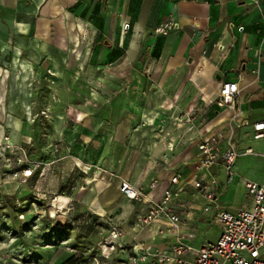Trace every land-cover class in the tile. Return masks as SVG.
Returning <instances> with one entry per match:
<instances>
[{"label": "crops", "instance_id": "obj_1", "mask_svg": "<svg viewBox=\"0 0 264 264\" xmlns=\"http://www.w3.org/2000/svg\"><path fill=\"white\" fill-rule=\"evenodd\" d=\"M165 21L178 28L155 33ZM35 79L50 82L47 110L60 125L52 138L63 152L53 163L101 166L115 179V191L87 201L98 216L114 215L125 245L119 264L146 249L168 254L178 239L196 248L216 241V214L251 207L246 181L264 185V139L253 138L264 120V0H0V88L13 83L19 145L34 121ZM224 82L238 83L239 94L219 108ZM214 135L221 151L232 143L241 152L231 180L222 164L201 167L198 144ZM201 179L216 181L213 202L192 186ZM123 180L141 189V201L123 196ZM167 190H180L169 204L178 226L165 216L135 226ZM194 260L188 253L184 264Z\"/></svg>", "mask_w": 264, "mask_h": 264}, {"label": "rangeland", "instance_id": "obj_2", "mask_svg": "<svg viewBox=\"0 0 264 264\" xmlns=\"http://www.w3.org/2000/svg\"><path fill=\"white\" fill-rule=\"evenodd\" d=\"M49 83L32 82L29 100L34 121L24 126L28 139L21 145L12 141L16 131L8 109L13 83L9 81L6 92L0 88V106H6L0 118V264H67L70 258L74 264H97V260L119 264L116 254L102 260L99 248L116 226H110L114 215L98 216L88 202L97 200L104 187L115 191V179L107 177L101 166L87 170L72 168L66 160L53 163L63 148L52 138L60 125L47 110ZM94 168L100 171L92 173Z\"/></svg>", "mask_w": 264, "mask_h": 264}, {"label": "built area", "instance_id": "obj_3", "mask_svg": "<svg viewBox=\"0 0 264 264\" xmlns=\"http://www.w3.org/2000/svg\"><path fill=\"white\" fill-rule=\"evenodd\" d=\"M178 28V24L171 21L160 23L155 28L157 34H168ZM244 27H240L243 30ZM239 94V86L236 82H224L216 104L219 108L231 107L235 104L236 96ZM253 138L255 140L264 139V120L254 124ZM221 140L218 136H210L202 139L198 144L201 157V167L210 168L216 164H222L231 180L235 176V164L241 155L237 147L228 143L224 151L220 150ZM245 154H253L252 148L245 149ZM90 167V166H89ZM86 169V168H85ZM91 167L87 170H90ZM178 176L172 178L173 183H178ZM216 181L208 182L195 180L192 186L197 189L204 198L213 202L216 193L212 190V185ZM153 183L152 187H156ZM245 186L252 199L250 208L241 209L235 213L220 211L216 214V219L222 224V234L214 242H205L199 247H193L182 239L170 247V253L161 251L143 250L130 259L131 264H145L153 259L158 264H184V257L188 253L195 255V264H264V185L255 181H246ZM121 193L130 200L141 201L144 197L141 189L133 185L130 181H123ZM180 190H167L164 197L159 202H151L148 211L137 217V227L151 225L161 216H165L176 228L181 221L179 215L171 212L169 204L179 196ZM211 206L205 207L209 211ZM122 233L118 226H114L109 234L101 240L99 248L102 260H109L118 250L124 249L125 245L121 241ZM100 264L99 261H96Z\"/></svg>", "mask_w": 264, "mask_h": 264}, {"label": "trees", "instance_id": "obj_4", "mask_svg": "<svg viewBox=\"0 0 264 264\" xmlns=\"http://www.w3.org/2000/svg\"><path fill=\"white\" fill-rule=\"evenodd\" d=\"M56 229L55 230H60L62 231L61 229H58L59 227H55ZM65 229V228H64ZM74 258H70L68 261H67V264H74Z\"/></svg>", "mask_w": 264, "mask_h": 264}]
</instances>
